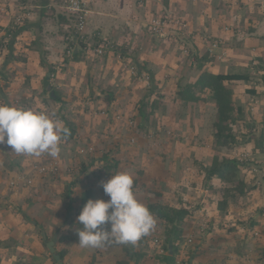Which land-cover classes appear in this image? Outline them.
I'll return each instance as SVG.
<instances>
[{
	"label": "trees",
	"instance_id": "16d2710c",
	"mask_svg": "<svg viewBox=\"0 0 264 264\" xmlns=\"http://www.w3.org/2000/svg\"><path fill=\"white\" fill-rule=\"evenodd\" d=\"M248 20L253 22L252 18ZM71 26L72 23L69 25L70 28L65 33V36L69 35V31L72 30ZM94 38L96 39L91 40L93 41V47L100 42V38ZM157 40L159 39L157 38ZM85 45V42L80 41V48ZM239 47L240 50L237 51L238 57L234 61L224 64L225 68L222 71L210 70L203 67L204 63H214L206 54H194L193 63H197V67H194L195 72L192 71L193 64L191 63L192 61H189V57H187L188 59H183L184 63L179 70L172 69L173 67L169 64L164 67L157 65L153 70L154 72L152 71L154 74L152 91L138 97L144 89V85L137 84L134 86L135 92L132 98H127L126 100L127 102L129 101V104L132 103V110L128 113L126 112V114L135 123V129L131 131L123 123L116 127L111 126L103 120L104 122L100 125L101 128L106 129L103 138H112L115 134H140L141 137L138 136L137 142L141 143L142 141H146L148 136L145 135L157 134L154 142L156 144L158 138L159 143L157 145H161V138H164L165 134L169 133L173 138L177 134L181 140L183 135L187 133L199 137L201 134L198 132H201V129L208 126L210 136L216 143H220V145H234L238 139L237 134L241 133L242 137H244L242 140H244L243 145L246 149L252 152L261 150L264 147V119L260 125L256 124L254 119L250 117L249 111L240 97L243 92L252 94L254 90L245 83L251 76L248 71L251 65L249 66L247 63V56L242 43L239 44ZM80 48L73 53V57L80 55L81 58L84 55ZM104 48L112 51V53L127 54V48L123 44L114 45L110 43L105 45ZM69 58L67 57V60ZM256 66L264 71V63L261 59ZM25 67L29 70L28 73L21 74L16 81L12 77L13 71L4 70L0 73V79L4 82L3 85L5 86V88H0L1 100L17 107L32 108L49 113L54 112L55 118L60 119L69 129V135L62 141L60 145L61 152L57 158H53L47 154L39 157L18 155L12 152L11 147L7 144L6 146L0 145V184L3 188L2 197L6 202L5 204L7 206L11 205L14 210H20L23 205L32 208L31 215L35 223L31 228V232L43 231L46 233L49 226L58 230L60 237L57 243L60 249H56V253L59 255L61 262L66 264L69 257L74 256L71 248L75 244H78L76 229L83 227L82 224L76 222L83 206L88 199L102 198L105 201H107V198L110 199V197L104 194L100 182L107 181L111 174L117 172L127 171L132 175L134 161L132 159L133 163H127V168L122 169L120 168V161L126 159H124L123 155H120V157L113 155V159L111 160L105 157L102 163H98L95 157L96 153L88 154L85 157L80 155L78 157L77 155L79 147L83 144L82 140L78 138L80 134L84 133L85 135L88 131L89 135L87 138L89 141L86 140L85 143L87 145L91 141L97 142L99 134H97L96 130L89 132V128H94V124L97 122L89 121L88 116L83 117L84 121L81 119L79 108L74 102L75 97H82L83 100L90 102V104L92 103V106H95L98 101L109 105L111 102L116 101V91L112 86L107 85L102 89L101 84L98 83L96 87L101 88L102 92L101 95H95L90 81L83 79L81 81V90L76 91L77 93L63 95L57 87H51L47 84L45 78L39 77L37 71L33 70L31 72L32 68L36 67L35 64L31 65L26 62ZM161 67L164 70L168 69V73L176 77L175 85L172 88H169V85L161 80L163 73ZM239 80H242L244 83H239ZM13 81L14 83L11 85ZM168 90L171 93H167ZM4 94L7 97H4ZM57 104H60V106L55 108ZM68 107H72V110ZM261 111L264 118V107ZM153 126L157 127V130L151 133L150 127ZM128 144L126 150L130 148ZM141 148V152L139 153L140 160L137 158L135 161V164H140V170H137L139 175L144 176V170H151L150 167L157 169V167L165 166L167 160L162 156H160L161 159H156L157 152L154 148L149 150L150 148L146 147V145ZM120 149H123L122 145L118 147V151ZM71 157H77L78 159L76 161L77 164H75L78 167L75 173L77 175L76 180H65L60 171L62 169H60L55 179L45 182L38 181V183H34L33 181L26 193L19 191L16 195L13 192H9L8 183L3 181L13 177L14 175L11 174L13 171L17 174L27 175L28 170L33 164H41L56 159L59 165H62L65 163L64 161ZM175 162L174 159L171 160L166 168V173L151 175L147 179L148 182L157 185V188L160 189V192L154 191L157 196H161L163 188H165L164 185H167L166 181L171 182L172 179L175 180L177 178V170L172 169ZM204 163L205 161L200 164L205 173L206 189L210 195L208 196L210 197L209 201L214 203V209L218 213L227 211L228 206L235 203L239 198L245 200L247 198V191L254 188L253 185H250L253 178L251 179L245 168L242 169L239 166L234 157H216V159H211L208 165H204ZM213 179H218L221 184L219 186L214 185L212 183ZM145 180L146 178L143 181ZM56 187H64L63 193H56L62 199V201H57L60 207H57L56 203L52 205L42 202L46 193L54 191ZM150 188L145 184L139 185L137 179L133 181V192L147 199L144 205L148 207L155 220L164 226L166 244L173 246L172 239L182 234L183 224H187L185 220L189 217L191 218L192 212L183 206L175 207L165 204L160 198L152 200L151 193L153 190ZM11 198L16 200L12 204L10 202ZM201 205L202 203L198 202L196 207L200 208ZM44 207L50 212L44 211ZM22 215L25 216L24 213ZM259 222L258 219L250 220L251 225H257ZM105 227L110 229V224L105 225ZM41 243L43 246H46L45 242L41 241ZM23 246L27 247L28 245L23 244ZM83 249L85 250H83V254L81 253L82 255L80 254L77 257L80 264H128L125 259L131 258H134L133 264H139L143 257V253L135 250V244H107L99 248ZM50 256L52 255L50 254ZM260 256H264V251H262ZM171 257L167 256L163 259L170 262ZM51 261L57 264L53 257H51Z\"/></svg>",
	"mask_w": 264,
	"mask_h": 264
},
{
	"label": "crops",
	"instance_id": "0c3cea01",
	"mask_svg": "<svg viewBox=\"0 0 264 264\" xmlns=\"http://www.w3.org/2000/svg\"><path fill=\"white\" fill-rule=\"evenodd\" d=\"M83 1L88 11V34L92 38L105 39L109 44H123L127 48L126 55L108 50L100 57L82 55L80 58L79 55L67 60L64 56L67 45L65 33L72 21L64 9L66 0H0V73L4 70L13 71L12 77L16 81L21 74L28 73L26 62L35 64L36 67L32 68L31 72L37 71L39 77L45 78L47 84L57 87L63 95L81 90V81L87 79L94 88L95 95H101L105 86H112L116 91L117 103L129 79L145 81L148 76L149 81H152L153 70L157 65L164 67L169 64L172 69L178 70L184 63L183 59L189 57L193 64L192 71L195 72L197 63H193L194 54H206L214 63H204L203 67L222 71L224 64L238 57L237 51L242 43L247 63L251 65L248 68L251 75L247 80L251 83L249 87L256 95L264 97V71L256 66L260 59L264 63V0ZM19 13L23 16L20 24L15 25V17ZM159 17L181 21L183 25H177L174 39L166 40L152 36L150 22ZM249 18H252L253 22H250ZM130 66L135 67V74ZM168 71L163 69L161 80L172 88L176 77ZM50 72H56L55 77L52 78ZM3 83L0 79V88H5ZM13 83L14 81L11 85ZM98 83L102 89L96 87ZM239 83L244 82L239 80ZM167 93L171 92L168 90ZM244 94L247 95L243 92L242 95ZM4 97L7 95L4 94ZM110 105L98 101L95 108L108 110ZM258 105L250 104L253 112L259 113ZM120 106L121 111L125 110L127 113L133 108L129 101L126 109L124 103ZM251 116L258 125L263 121L261 116L254 117L252 113ZM0 145L6 146V143ZM28 174H32L31 168ZM27 191L28 187L21 193ZM2 193L0 184V264H55L51 261V253L41 241L51 240L54 233H57L58 240V230L52 235L49 228L46 233L31 232L35 223L32 220V208L23 205L20 210L13 212L12 206L5 204ZM208 196V193H204L197 201L202 203L200 208H208L203 215L207 218L205 227L195 230V235L202 238L201 264H229L225 259H221L222 245L219 242L223 238H218L225 236L221 235L224 224L222 225L219 218L222 214L214 209ZM15 201L12 198L10 200L11 204ZM193 216L194 212L191 217ZM74 247L77 249L74 250L70 263L80 264L77 257L84 249L77 244ZM54 248L56 251L57 242ZM254 251L259 252L257 249ZM141 262L143 263V260Z\"/></svg>",
	"mask_w": 264,
	"mask_h": 264
},
{
	"label": "rangeland",
	"instance_id": "374dc122",
	"mask_svg": "<svg viewBox=\"0 0 264 264\" xmlns=\"http://www.w3.org/2000/svg\"><path fill=\"white\" fill-rule=\"evenodd\" d=\"M142 81L129 79L127 84L124 86L125 88L123 95H118L119 97L117 103H115V101L111 102V105L109 106L110 111L109 109H97L95 106H92V103L90 104V102L83 100L80 96L75 97L74 100V102L77 104L76 106L79 108V115H81V119L83 121V117L88 116L89 121L97 122L94 124V128H89V132L91 130H96L97 134H99V140L97 142L91 141L89 145L85 144L86 140L89 141L87 138L89 135L88 131L85 133V135L84 133L79 135L78 138L82 140L83 144H81L77 152L78 157L79 155L85 157L88 156V154L96 153L95 157L98 160V163H102L105 157L111 160L113 159V155H115V157H120V155H123L124 159H126L124 161H120V168L122 169L127 168V163H133L131 161L133 159V181L134 179H137L139 185L145 184L148 185L149 188L151 187L150 189L153 190L151 193L152 200H157L160 198V200H162L165 204L175 207L183 206L190 209L191 212H194L193 217H189L187 220H185L187 227L185 224H183L182 234H180L179 237L172 239L173 246H171V248L169 247L171 244L167 245L165 242L164 226L156 221V227L154 230H152L150 234L142 237L135 244V250L143 253V263L140 261L141 263L139 264H201L202 258H200V250L202 248V238L199 235H195V230H201L205 227L207 218L203 217V215L206 213L208 208H204L205 210L203 209V206L201 208H197L196 204L199 200V197L204 193H208V191L206 189L205 173L203 172L200 163L205 161L204 165H208L211 159H216V157L221 158L223 156L234 157L239 166L242 167V169H246L251 179L253 178V181L250 182V185H253L254 188L247 191V198L245 200L239 198L235 203H232L228 206L227 211H222V213H220L222 216L220 215L221 218H219V220L222 225L224 224V229L221 231V235H225L218 237L223 238L219 242V244L222 245L221 259H225V261L229 262V264H264V256H260L262 251H264V147H262L261 150H257L255 152L246 149L243 145L244 140L242 139H244V137H242L241 133L237 134L238 139L234 145H220V143H216L210 136L208 126L201 129V132H198L201 134L199 137L189 135L187 133L183 135L181 140L177 134H175L174 138L169 133L165 134L168 139H166L165 136L164 138H161V145H157L159 143L158 138L157 143L155 144L154 142L157 134L145 135L148 137L146 141H142L141 143L137 142L138 136H141L140 134L136 133V135L115 134L112 138H103L105 136L104 134L106 130L100 127V125L104 122L103 120L108 122V125L111 126L116 127L123 123L129 127V130L133 131L135 129V123L130 120L125 110L123 112L121 111L120 104L124 103V108L126 109L127 98H132V95L135 92L134 86L141 84ZM143 82L142 84L144 85V89L140 92L138 97L145 93H150L153 89L154 84L152 81ZM246 83L248 86H251L250 81H246ZM254 84L257 85L256 83ZM263 98H261L259 95H256L255 93L242 95L241 101L246 105L251 118L252 113L254 117L261 116L262 119H264L261 111V109L264 107ZM100 102L101 101H99V103ZM50 103L53 104L52 102ZM251 103L254 106L256 103L259 104V113L252 111L250 106ZM131 104L132 103H130V106ZM59 106L60 104H57L55 107ZM68 108L72 110V107ZM150 129L152 133L157 130V127L153 126L150 127ZM113 131L115 130L113 129ZM127 144L130 147L129 150H126ZM120 145H122L123 149L118 151V147ZM145 145L146 147L150 148H148L149 150L154 148V150L157 152V157H155L156 159H161L160 156H162L167 161L164 166L165 168L161 166L157 167V169L150 167L151 170H144V176H141L137 173V170H140V164H135V161L137 158L140 160L139 153L141 152V147ZM172 159L176 161L173 163L172 169L177 170L176 172H178V176L175 180L172 179L171 182L166 181L167 185H164L165 188H163L164 190L161 196H157L154 191L160 192V189L157 188V185L148 182L147 179L150 178L151 175L166 173V168ZM77 160V157H71L64 161L65 163L60 165L56 170L54 168L49 170L44 176L36 175L35 171H32V169V174L27 173L29 176H23L13 171L11 173L14 176L9 180L6 179L3 181L8 183L9 192H13L15 195V193L18 194L19 191L26 189V187L22 186H11V183L20 177H23L24 180L29 179L31 182L34 181V183H38V181L45 182L47 180L55 179L57 173L61 171L65 180H76L77 175L75 173L78 167H76L75 164H77ZM48 162L51 163L52 161H47L45 163ZM145 178L146 180L143 181ZM20 180L23 181L22 178ZM212 183L216 186L221 184L218 179H213ZM63 191L64 187H56L54 191H48L42 202L45 204L50 203L52 205H55L56 203L57 207H60V204L57 201H62V199L58 197L56 193H63ZM134 195L141 203L145 204L147 202V199L141 197L140 195L136 193H134ZM43 210L47 212L49 211L46 207H44ZM11 211L15 212L13 207ZM251 219H258L260 222L257 225H251ZM49 229H51L52 235L56 228L49 226ZM57 249H60L58 243ZM75 249L77 248L74 246L71 248L73 253ZM254 249H257L259 252L256 253ZM254 253L255 255L257 254L256 257L255 255L253 256ZM167 256H172L170 262L163 259ZM72 258L73 256L69 257V260L66 262V264H72L70 263ZM125 260L128 264H133L134 262V258Z\"/></svg>",
	"mask_w": 264,
	"mask_h": 264
},
{
	"label": "clouds",
	"instance_id": "9594fccd",
	"mask_svg": "<svg viewBox=\"0 0 264 264\" xmlns=\"http://www.w3.org/2000/svg\"><path fill=\"white\" fill-rule=\"evenodd\" d=\"M69 129L49 113L17 107L0 101V144L6 143L18 155L57 158ZM110 199H88L77 217L78 246L99 248L107 244H136L156 227L148 207L133 192V177L127 171L111 174L100 182ZM110 224V229L105 225Z\"/></svg>",
	"mask_w": 264,
	"mask_h": 264
},
{
	"label": "built area",
	"instance_id": "2783aa9c",
	"mask_svg": "<svg viewBox=\"0 0 264 264\" xmlns=\"http://www.w3.org/2000/svg\"><path fill=\"white\" fill-rule=\"evenodd\" d=\"M64 9L67 14H69L72 18V30L69 31V35L66 36L67 45L65 46L64 56L72 57L73 53L78 50L80 41L86 43L85 46L80 48L85 56L89 57H100L107 53L104 47L109 44L105 39H100V42L96 46H92L93 38L87 32V16L88 11L85 8V4L83 0H66ZM22 13L17 14L15 17V25H19L22 19ZM182 24L181 21L172 18H156L152 19L150 22V33L152 36L159 37L161 39L172 40L174 39V34L177 31V25ZM183 25V24H182ZM108 42V43H107ZM256 65V62L254 63ZM133 74L136 73L135 67L130 66ZM256 68V67H255ZM259 72L258 69H256ZM56 72L51 73L52 78L55 77ZM150 78L148 76L145 77V81H149ZM0 101L1 98H0ZM52 162L41 163V164H33L31 169L35 171L36 175L44 176L49 170L54 168L55 170L60 166L58 160L53 159ZM28 176V175H23ZM23 179L21 181L20 179ZM14 183V184H13ZM11 186L18 187H29L32 183L31 180H24L23 177L17 178L16 181H13Z\"/></svg>",
	"mask_w": 264,
	"mask_h": 264
},
{
	"label": "water",
	"instance_id": "95a60500",
	"mask_svg": "<svg viewBox=\"0 0 264 264\" xmlns=\"http://www.w3.org/2000/svg\"><path fill=\"white\" fill-rule=\"evenodd\" d=\"M56 242H57V233H54L51 240H49V241L45 240L46 247L49 250V252L51 253L52 257L57 262V264H63L60 260L59 255L56 253L55 248H54V245L56 244ZM169 247L171 248V245Z\"/></svg>",
	"mask_w": 264,
	"mask_h": 264
}]
</instances>
